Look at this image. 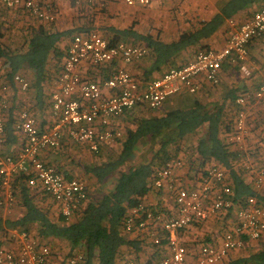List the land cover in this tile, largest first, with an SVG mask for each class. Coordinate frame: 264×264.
Here are the masks:
<instances>
[{
	"label": "trees",
	"instance_id": "16d2710c",
	"mask_svg": "<svg viewBox=\"0 0 264 264\" xmlns=\"http://www.w3.org/2000/svg\"><path fill=\"white\" fill-rule=\"evenodd\" d=\"M261 1H220L211 17L198 21L191 28L179 29L176 37L169 41L150 33L138 32L133 26L122 28L106 21L98 24L95 18L105 14L106 0L102 7L72 3L75 24L63 31L56 29L55 21L43 23L41 20L31 19L25 25L11 27L2 17L5 27L0 28V68H3L0 76L9 82L15 93L31 94L34 104L28 110L40 125L42 121L45 125L46 116L42 114L50 110L52 92L49 91V101L46 102L45 86L57 78L62 68L68 46L64 51L59 45L65 39L71 40L76 34L87 35L94 31L111 44L120 41L138 43L147 49V53L140 60L129 63L133 70L140 67L137 73L128 72L139 81H149L172 67L181 66L183 63H178L180 55L187 48L194 47L197 52L210 49L203 43L204 40L237 13ZM13 10L28 13L20 8ZM229 65L236 66L232 63ZM28 72L31 75L29 81L26 78ZM16 73L23 75L30 83L27 91L19 92L11 82ZM218 84L219 82L212 84L213 88ZM198 91L199 89L191 93L182 104L164 108L158 114H150L148 110L155 109L142 105L124 112L118 116L120 122L116 125L122 132L121 137L111 143H101L98 152L90 151L83 143L67 139L59 147L43 151L51 153L64 145L78 144L94 155L93 163L83 167V174L91 182L87 188V200L70 217H64L56 201L37 187L28 185V175H16L12 181L14 204L11 208L0 211V247H6L3 245L4 241H11L12 231L17 230L27 231L36 240L47 245L49 250L51 248L58 251L62 242H65V246H62V251L67 249L64 257L80 252L84 257L82 264H126L129 259H142L138 252L144 245L153 247L154 253L158 255L163 250L165 241L162 240L159 246L154 245L155 233L152 229L134 233L125 231L124 221L129 211L141 204L143 198L151 192H163L166 188L173 197L167 184L160 189L153 185L157 171L171 160L182 161L177 169L186 166L187 183L198 180L200 175L204 176L211 166L217 165L224 169L226 182L231 189L227 198L232 206L224 210L220 229L218 228L220 231L227 226L226 219L233 210L243 206L247 198L255 197L264 206V194L254 185V174L248 175V181L237 167L243 152L231 149L232 143L228 141L234 131L237 91L229 88L222 100L209 101H203L202 96L197 94ZM15 96L9 97L10 107L5 122L6 146L18 141L12 127L14 116L16 110L25 108L19 106L20 102L16 101ZM40 115L43 119L38 118ZM254 130L255 127L252 131ZM143 145H148L147 154L128 165L136 158L137 148ZM40 157L42 158V154ZM94 187L98 188V192L93 193ZM148 208L162 215L167 214L160 205ZM195 225L192 227L200 226ZM153 230H156L157 235L164 234L160 227ZM131 234L135 236L131 237ZM207 237L204 238L208 240ZM219 264H264V243L256 252L234 257L228 255Z\"/></svg>",
	"mask_w": 264,
	"mask_h": 264
},
{
	"label": "built area",
	"instance_id": "2783aa9c",
	"mask_svg": "<svg viewBox=\"0 0 264 264\" xmlns=\"http://www.w3.org/2000/svg\"><path fill=\"white\" fill-rule=\"evenodd\" d=\"M75 5L104 6L105 0H67ZM128 5L148 6L151 0H124ZM0 6L24 9L32 17L53 22L56 10L52 0H0ZM233 25V24H232ZM264 33V2L252 17L239 26H233L224 46L220 49L199 50L187 63L168 69L147 82L138 81L124 65L141 59L147 53L142 45L124 41L109 43L97 32L76 34L70 40L62 68L57 75V87L50 94L47 124L40 125L26 108L16 110L13 129L18 138L12 154H0V211L12 207L14 192L12 181L16 175H28L27 183L37 187L60 205L61 215L72 212L87 200L86 183L71 177L40 157L42 152L59 147L64 141L83 143L92 152H98L101 143H111L121 137V130L112 123L115 117L136 106L159 108L169 97L181 92L194 93L195 79L205 78L211 84L219 82V71L228 60L238 67L244 77L251 75L247 64L248 44ZM87 63L97 70L95 78L83 77L79 66ZM11 82L19 92L27 91L30 83L16 73ZM9 82L0 76V147L5 141V122L10 107ZM252 97L264 100V80ZM244 96L236 98L243 106ZM247 134L246 114L242 108L236 112L234 131L230 140L240 142ZM181 160H171L159 169L153 185L160 189L166 184L173 194V211L166 215L155 212L143 204L131 209L124 221L125 231H143L160 227L163 235L153 236L154 245L161 241L167 255L145 261L129 259L126 264H189L188 247L182 234L195 224H202L232 206L227 196L231 193L224 169L211 166L187 186L176 187L172 175ZM254 185L264 188V169L254 174ZM230 227L220 233L214 243H201L194 253L195 264H219L229 252L244 246L247 241H264V206L255 197L246 199L236 207ZM15 247H0V264H46L49 247L27 231H12ZM83 254L74 252L66 264H82Z\"/></svg>",
	"mask_w": 264,
	"mask_h": 264
},
{
	"label": "crops",
	"instance_id": "0c3cea01",
	"mask_svg": "<svg viewBox=\"0 0 264 264\" xmlns=\"http://www.w3.org/2000/svg\"><path fill=\"white\" fill-rule=\"evenodd\" d=\"M52 1L54 3V7L56 10V18L54 20L55 21L54 25L56 29L63 31V30L72 28L73 25L75 24V16L72 10L68 11L66 9V6H64L65 5L64 3L68 1L67 0H52ZM220 1H223V0H151V3L148 5L149 8L144 9L142 7H146V6H141L139 4L128 5L124 2V0H106L105 14L108 15V18H106V22L108 23L113 22V24H115L116 26H120L122 28L133 26V29L137 30L138 32L150 33L153 36H158L160 39L164 41H169L176 37L179 29L191 28L192 26H196L198 21H203L211 17L216 12L217 4ZM263 2L264 0L237 13L234 17L226 21V23L218 31H216L212 36L204 40L203 43L206 44L208 48H211V49L222 48L226 42V39L229 33L233 29V26H239L245 21H247L248 19H250L253 13L262 6ZM2 9L8 10V11L10 10L15 11L13 9H7L5 7L0 6V10ZM26 14L31 17L29 20L31 19L38 20L32 17L30 14L28 13ZM43 23H45V21H43ZM25 24L26 23H18L17 21L15 22L16 26H21ZM4 25L5 23H3L2 20H0V26H4ZM69 42H70L69 39L68 40L65 39L62 42V44L59 45L60 48L65 51ZM130 42L135 43L133 41H130ZM196 52L197 50L194 47L187 48L181 53L180 62L178 63H183V64L187 63L193 58ZM229 64L230 62L228 60H226L223 63L222 65L223 67L219 71L220 81H219V84L215 86L216 88H213L214 86H212V84L206 81L205 78L203 77H199L195 79V83L198 86L197 89H199L197 94L202 96L201 99H203V101H209V100H214V99L222 100L227 93L226 90L229 88L237 91L236 96L238 97L239 96H244V97L248 96L249 98L252 97L254 91L256 90L260 82L264 80V33L257 38H253L248 44L247 64L248 66H251L253 70V73H252L253 76L251 78H249L248 80L237 78V75H236L237 70L233 69V66ZM130 65L131 64L124 65L128 71L131 68ZM2 70L3 68H0V72ZM79 71L83 77L88 76L90 78L92 77L95 78L97 74V70L95 69V71H91L89 69V64L87 63H82L79 66ZM86 72L87 73L94 72V74L93 76H91L89 74L87 75ZM26 78L28 79V81L31 79V75L29 74V72ZM49 85H53V86H49ZM47 87L51 88V91L55 90V88L57 87L56 79L54 78L53 81H51V83L48 82L45 88ZM52 87L54 88L52 89ZM211 92H214V94H211ZM14 94L16 95L18 93H15L12 87L8 91V96L11 97ZM173 96L169 97L164 102V105H163L164 108H167L168 105L175 103L176 99L173 98ZM249 100H246V103L242 107L237 106V111L239 108H242L245 111V114H247L248 116V119H247L248 122H251L249 133L247 132L246 136L240 142L231 141L230 136L228 137V141L232 143L231 149H234V150L239 149L241 150V152L244 153L242 149L249 150L250 148H254L252 153L260 154L262 149H264L263 148L264 146V136H263L264 135V100H257V99H254L253 97H252V101L250 100L251 102ZM236 112H235L234 120L236 117ZM252 119L254 120L253 122H252ZM118 121L120 122L118 117H115L112 123V125L117 129H119V127H117ZM252 124H253V127L256 128V130H254L253 132H252ZM42 125H44V121H42ZM17 143L18 141L10 146H6L4 143V145L0 147V154H6L7 152H10L12 154L17 148ZM252 144H256V145L252 146ZM6 149L8 151H6ZM259 154L253 155L252 158H259ZM42 158L45 161L50 162L51 159H56L57 157L53 155L52 153H49L48 155H46V153L42 152ZM186 172H187L186 166H183L180 169L176 168L173 174L175 173L174 177L177 178V180L179 179L180 181L186 182L187 180V176H185ZM165 192H167L166 188L163 190V192L161 191L159 193L151 192L150 194L146 195L143 198L141 204L148 206V207H152L154 205H160V208H163L164 205L162 204V202H164L163 200L167 196ZM58 207L60 208V205ZM165 213H168V212L166 211ZM221 218L222 217H218L216 220L213 219L214 222L209 223L210 227H207L206 229V230L209 229L208 230L209 233L203 234L202 237L215 235L216 234L215 232L219 231L220 226L219 227L217 226V229H214L212 228L213 226L212 224H215V222L217 224H221V221H220ZM227 220L228 218L226 219L225 223L229 222ZM198 227H201V229H204L202 226H197L196 228L195 227L194 228L197 229ZM134 236H135L134 234H131V237H134ZM62 244H63L62 246H65L66 243L62 242ZM5 246L10 247V248L12 247V245H5ZM186 246L187 247L189 246L188 249H190L191 246H194V245H186ZM197 247L198 245H195V249H197ZM162 249L163 250L160 251L161 253L157 255L154 253L153 247L151 246L147 247L146 245H144L138 252V255L145 261H149L150 259L151 260L160 259L161 257H163L164 255H167L168 253V251H166V249L163 246H162ZM195 251L196 250H194L193 255L192 253L191 255L190 253L187 255L189 264L196 263L195 257H194ZM66 252H67V249H64L61 252L63 258ZM235 252H233L231 256L233 257L238 256L236 255L237 252L236 253ZM66 260L63 264H66Z\"/></svg>",
	"mask_w": 264,
	"mask_h": 264
},
{
	"label": "rangeland",
	"instance_id": "374dc122",
	"mask_svg": "<svg viewBox=\"0 0 264 264\" xmlns=\"http://www.w3.org/2000/svg\"><path fill=\"white\" fill-rule=\"evenodd\" d=\"M64 4H65L64 6H66V9L68 11L72 10L74 12V8H73L74 5L72 3H70L68 1V2H65ZM142 8L147 9V8H149V6L148 7L147 6L146 7H142ZM2 17L7 21L6 24H9L11 27L12 26H16L15 25L16 21L18 23H25L26 21H28L31 18L26 13H22L20 11H12V10L8 11V10H5V9L4 10L3 9L0 10V20H2L1 19ZM106 18H108V15L104 14V15L99 16L98 18L96 17L95 21H97L98 24H101L102 22L106 21ZM0 28H1V26H0ZM5 36H7V35H5ZM13 43H15V42H13ZM128 43L134 44V45H138V43H132V42H128ZM143 62H144V59L140 61L141 64ZM89 69L91 71H95V68L92 67L91 65H89ZM139 69H140V67L139 68H135L134 70L132 68H130L129 71H131V73H133V74H136ZM233 69L237 70L236 71L237 72L236 73L237 78H242L243 80H245V79L248 80L249 78H251L253 76L252 68H251L252 72H251V76L250 77H244L239 72V70H238V68L236 66L235 67L233 66ZM24 74L26 76V73H24ZM86 74L87 75L89 74V75L93 76L94 72H91V73H87L86 72ZM140 82H142V81H140ZM143 82H147V81H143ZM49 86H53V85H49ZM53 88L54 87H52V89ZM50 90H51V88L47 87V90H46L47 91V93H46V102L49 101V93H50L49 91ZM190 95L191 94L186 93V92H181L179 94L174 95L173 98L176 99L175 103L171 104V105H168L167 108L182 104L185 101V99H187V97H189ZM15 98H16L17 102H20V104H19L20 107H25V108H27L29 110H30V107L34 104V99L32 98L30 93L16 94ZM250 100L252 101V99H250ZM163 105H164V103L159 108H157L155 110H148V111H149L150 114H158L160 112V110L164 109ZM138 112L139 113H143V111H138ZM42 115L46 116V119H48L49 111L44 112ZM38 118L39 119H43L41 117V115H40V117L38 116ZM247 119H248V116L246 114V127H247V132L249 133L251 122H248ZM253 121L254 120L252 119V122ZM252 129H253V124H252ZM253 145H256V144H252V146ZM263 148H264V146H263ZM253 149L254 148H250L249 150L242 149L244 151L243 156L237 162V163H240V164H237V167H238L239 171L243 172L244 177L248 181H249V178H248L249 174L250 175L251 174H255L260 169H264V149H262L260 154L259 153H255V154L252 153ZM6 151H8V150L6 149ZM148 151H149L148 145H143L141 147H138L137 150H136V158L133 161H131L128 165L133 164L136 159L140 158L141 155L147 154ZM51 153L53 155H55L57 158L56 159H51V161L47 162V163L54 165L58 170H60V171H62L64 173H67L71 177L82 179L86 183L87 188L90 187L91 182H89V180L83 174V167H84V165L93 163L94 155L92 153H90L85 147H82V146H80L78 144H67V145H64L63 147H61V149H59L58 151H54V152H51ZM48 154L49 153L47 152L46 155H48ZM257 154H259V158H252L253 155H257ZM174 176H175V173L172 175V179H173V181H174L173 183H174V185L176 187L187 186L186 185V184H188L187 181L183 182V181H180L179 179L177 180V178H175ZM175 180H177V181H175ZM107 189H108V187H106V190ZM96 191L98 192V188L94 187L93 193H95ZM259 191L264 194V188H260ZM88 194H89V191H88ZM166 194H167V196L164 198V200H163L164 202H162L164 207L161 208V209L162 210L164 209V211L166 210L169 213V212L173 211V197L171 196V194L169 192H166ZM223 214H224V211H222L221 214L213 216L209 220H207L206 222L200 224V226H202L204 229H201V227H198L197 229H195L196 227L195 228L192 227V228L188 229L186 232H184L182 234V237H184L183 240L185 241V243L188 242V245H194V246H191V248H193V249H191V248L188 249V254L190 253V255H191V253H192V255H193L194 250H196L195 249V245H198V244H201V243H214L220 238V233H221L220 230L216 231L215 235L208 236V237L206 236L208 238V240H206L202 236H203V234L209 233V231H208L209 229L206 230L207 227H210L209 223L214 222L213 219L216 220L218 217H223ZM231 218H232V213H231V216L228 219H231ZM228 223H230V222H228ZM228 223H226L227 226H225L224 229H227V228L230 227V225L228 226ZM212 225H213L212 228H214V229H217V226L219 227V224H217L216 222H215V224H212ZM156 228H157V226H156ZM152 231L155 234H157L156 230H152ZM263 243H264V241H259V242L247 241L244 244L243 247H241V248L236 250V252H237L236 255H248V254H250L252 252H256V251H258L261 248V245ZM3 245H12V247L16 246L14 241H12V240L9 241V242H5L4 241ZM62 248H63L62 245L60 246V249L56 248L58 251L51 250V248H50L51 254H50V258H49L48 264H60V262L61 263L65 262V260L68 258V256L63 258L62 253H61L62 252L61 251ZM188 248H189V246H188ZM233 252H235V250L229 252V256H231L233 254Z\"/></svg>",
	"mask_w": 264,
	"mask_h": 264
}]
</instances>
